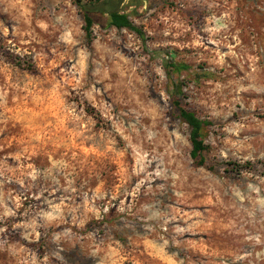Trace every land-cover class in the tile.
Wrapping results in <instances>:
<instances>
[{
  "label": "rangeland",
  "instance_id": "374dc122",
  "mask_svg": "<svg viewBox=\"0 0 264 264\" xmlns=\"http://www.w3.org/2000/svg\"><path fill=\"white\" fill-rule=\"evenodd\" d=\"M90 1L0 0V264H264V0Z\"/></svg>",
  "mask_w": 264,
  "mask_h": 264
},
{
  "label": "trees",
  "instance_id": "16d2710c",
  "mask_svg": "<svg viewBox=\"0 0 264 264\" xmlns=\"http://www.w3.org/2000/svg\"><path fill=\"white\" fill-rule=\"evenodd\" d=\"M91 3L82 5L80 8L84 11L85 31L89 35L90 30L94 26L101 28L115 27L117 29H128L140 34L138 28L132 23L131 17L134 12H137L140 7L135 6L134 0H128L123 5L125 0H94ZM143 7V4L140 5ZM108 14L109 22L106 17ZM179 73L185 70V67L179 65H171ZM179 110L181 119L191 128L190 141L192 145V157L197 161L198 166H202L205 162L203 154L207 151L205 144L206 128L211 125L207 120L197 117L195 112L189 111L175 104Z\"/></svg>",
  "mask_w": 264,
  "mask_h": 264
},
{
  "label": "crops",
  "instance_id": "0c3cea01",
  "mask_svg": "<svg viewBox=\"0 0 264 264\" xmlns=\"http://www.w3.org/2000/svg\"><path fill=\"white\" fill-rule=\"evenodd\" d=\"M127 1H128V0H125V2L123 3V5H124V4H126V2H127ZM103 16H105V17H106V20H105V21L108 23V22H109V19H108V18H109V17H108V14H107V13H105ZM114 28H115V27H114Z\"/></svg>",
  "mask_w": 264,
  "mask_h": 264
}]
</instances>
